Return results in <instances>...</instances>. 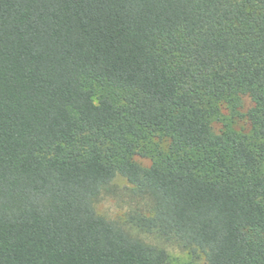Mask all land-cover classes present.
Returning a JSON list of instances; mask_svg holds the SVG:
<instances>
[{"label": "trees", "instance_id": "1", "mask_svg": "<svg viewBox=\"0 0 264 264\" xmlns=\"http://www.w3.org/2000/svg\"><path fill=\"white\" fill-rule=\"evenodd\" d=\"M118 176L136 232L264 264V0H0V264H169Z\"/></svg>", "mask_w": 264, "mask_h": 264}, {"label": "rangeland", "instance_id": "2", "mask_svg": "<svg viewBox=\"0 0 264 264\" xmlns=\"http://www.w3.org/2000/svg\"><path fill=\"white\" fill-rule=\"evenodd\" d=\"M250 106L251 103L249 99L245 98L243 110L245 111ZM241 127L247 129V124L245 122H239L236 125L237 129ZM135 160L143 166L149 165V161L146 159L137 157ZM148 207V201L144 198L135 196L132 192L131 185L120 176L116 177L114 180L111 190L102 194L94 202L95 212L99 216L117 223L125 230L137 235L146 242L166 250L169 256V264H203V259L194 262L188 253L183 252L174 244L165 243L152 236L140 234L132 228L129 223L130 217L136 214H146Z\"/></svg>", "mask_w": 264, "mask_h": 264}]
</instances>
